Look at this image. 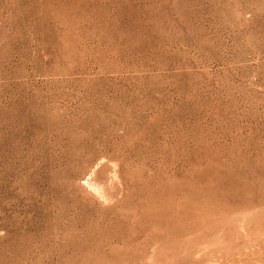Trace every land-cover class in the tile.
<instances>
[{
	"label": "rangeland",
	"instance_id": "obj_1",
	"mask_svg": "<svg viewBox=\"0 0 264 264\" xmlns=\"http://www.w3.org/2000/svg\"><path fill=\"white\" fill-rule=\"evenodd\" d=\"M0 264H264V0H0Z\"/></svg>",
	"mask_w": 264,
	"mask_h": 264
},
{
	"label": "bare ground",
	"instance_id": "obj_2",
	"mask_svg": "<svg viewBox=\"0 0 264 264\" xmlns=\"http://www.w3.org/2000/svg\"><path fill=\"white\" fill-rule=\"evenodd\" d=\"M97 167H93L89 173L83 176V178L80 180V183L89 191L96 194V185L95 182H93V175L95 173V170Z\"/></svg>",
	"mask_w": 264,
	"mask_h": 264
}]
</instances>
